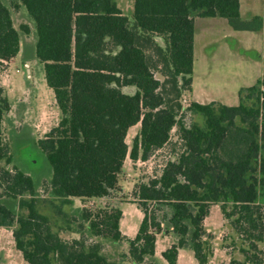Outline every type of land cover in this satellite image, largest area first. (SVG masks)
Returning <instances> with one entry per match:
<instances>
[{
  "label": "trees",
  "instance_id": "trees-1",
  "mask_svg": "<svg viewBox=\"0 0 264 264\" xmlns=\"http://www.w3.org/2000/svg\"><path fill=\"white\" fill-rule=\"evenodd\" d=\"M18 2L34 23L35 59L43 66L60 113L58 124L37 142L50 168L53 197L67 205L73 198L108 197L117 188L127 157L133 163L148 161L169 144L174 127L180 142V149L172 152L174 159L166 161L158 175L133 188V203L143 216L133 239L119 232L120 209L94 214L77 210L80 231L86 225L91 237L128 245V261L122 263L106 259L101 245L88 243L81 232L78 239L61 240L36 210L32 178L14 166H0V198L17 200L16 214L0 203V228L12 229L22 259L27 264H154L156 235L172 234L176 242L161 254L167 264H176L181 249L190 250L197 264H206L203 221L210 206L218 204L242 245V259L228 264H264V205L257 202L264 182L253 176L257 162L264 172V92H256L261 81L241 90L236 106L192 102L188 111L202 116L204 127H185L177 121L179 104L168 105L160 94L144 51L153 35L163 36L169 53V61L163 58L165 77L175 85L179 78L189 90L193 17H219L232 30L247 32L261 30L260 17L242 21L238 0H133L130 26L111 0ZM21 30L28 34L26 26ZM18 43L9 10L0 0V61L14 58ZM127 87L134 88L132 95L122 92ZM245 93L248 99L255 96L249 108L242 103ZM8 111L0 85V162L7 165L11 157L2 144L1 125ZM136 125L139 131L129 150L126 135ZM161 212L163 222L157 216ZM72 222L77 220L67 221Z\"/></svg>",
  "mask_w": 264,
  "mask_h": 264
},
{
  "label": "rangeland",
  "instance_id": "rangeland-1",
  "mask_svg": "<svg viewBox=\"0 0 264 264\" xmlns=\"http://www.w3.org/2000/svg\"><path fill=\"white\" fill-rule=\"evenodd\" d=\"M1 1L8 8L12 25L18 33L19 48L14 58L8 61H0V85L9 103V111L4 115L1 125V138L2 144L7 146L11 157L9 165L1 161L0 166L6 170H11L14 166L32 178L35 186L36 210L48 219L50 228L61 240L69 242L72 239H78L81 232L88 243H99L101 245L102 254L109 261L116 263L128 261L126 257L128 245L125 242H112L109 239L91 237L86 225L80 231L78 228L80 213L77 210L86 209L94 214L99 210L119 209L120 204H122V209H127L130 215L133 214L134 209L132 206L135 204L133 203L132 192L134 186L158 175L165 162L174 159L172 152L180 149L178 129L174 127L171 130L169 144L154 152L148 161L138 160L133 163L127 157L118 177L117 188L108 197L87 200L75 199V201H71L70 205L62 204L60 200L50 194L48 189L51 177L50 168L37 148V142L43 139L45 134L58 124L60 113L56 107L53 92L45 83L43 66L35 59V26L18 0ZM111 1L128 18L131 26L133 24V0ZM259 1L261 0H253V7H259ZM240 2L243 6L244 0H240ZM23 26L28 28V34L23 33L21 30ZM163 38V36L161 38L153 35L151 43L144 44L146 65L154 78L159 81L160 94L167 104L174 108L179 104L177 121L185 127L194 124L199 128H203L204 118L199 114L188 111L189 105L192 103L188 98L189 90L186 89L179 78H177L175 85L173 79L165 77L167 71L164 67L163 58L165 57L169 61V53L167 43ZM154 45L160 48L162 52L155 50ZM226 45L230 47L229 49L235 47L232 40H227ZM236 49L238 50V48ZM215 65L213 60H207L204 62V68L201 66L199 69V64L196 63L195 73L196 75L199 72L209 73L213 80L215 78L214 70L218 68ZM122 92L132 95L134 88H123ZM256 92L261 94L264 92V78L256 87ZM247 96V93H245L242 103L249 108L255 104V96L251 99H248ZM138 131L139 125H136L127 132L125 142L129 150L132 139ZM260 159L264 161V147L260 152ZM255 169L256 173L253 176L264 182V172L261 174L258 162ZM258 194L257 202L264 205V184L259 186ZM23 198L28 199L29 196L24 195ZM0 203L12 209L15 214L17 213V200L0 198ZM130 205L132 206L130 207ZM163 210L165 209L163 208ZM167 213L169 214V210H167ZM162 215L163 212L157 214L160 222H163ZM71 218L76 219L77 223L68 224L67 221ZM136 223L139 225L140 221L136 220ZM133 228L134 225H131L129 230H133ZM203 228L206 234L203 238L205 244L203 249L207 254L206 264H228L231 259H242L239 253V248L242 246L241 242L228 222L223 219L218 204L210 206L208 215L203 221ZM127 230L123 225L120 233H127ZM11 231V228H0V264H27L15 249ZM166 237V243L172 245L176 242V238L172 234H167ZM160 240H158L159 250L162 246ZM178 253L176 264H197L190 250L181 249ZM149 262L147 261L145 264H149Z\"/></svg>",
  "mask_w": 264,
  "mask_h": 264
},
{
  "label": "crops",
  "instance_id": "crops-1",
  "mask_svg": "<svg viewBox=\"0 0 264 264\" xmlns=\"http://www.w3.org/2000/svg\"><path fill=\"white\" fill-rule=\"evenodd\" d=\"M238 1L241 20L249 21L255 16L260 17L262 21L260 31H234L225 19L193 17V66L188 91L191 102L202 105L214 102L236 106L239 103V92L254 86L257 81L264 78V0L259 1V7H253V0H244L243 6L240 0ZM227 40L235 43L233 49L226 45ZM207 60H213L218 67L214 70L213 80L209 73L199 72L197 75L195 73L196 63L199 64V69L201 66L204 68V62ZM132 207L134 212L131 215L127 209H122V204L119 207L122 213L119 232L124 225L128 229L127 233L120 234L129 240L135 237L140 225V223L137 225L136 220L141 222L143 217L135 205ZM131 225H134L133 230H129ZM158 240L162 243L160 250ZM166 240V235H156L153 263L167 264L161 257V254L171 246Z\"/></svg>",
  "mask_w": 264,
  "mask_h": 264
}]
</instances>
